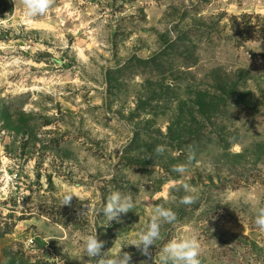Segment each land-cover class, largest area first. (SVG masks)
<instances>
[{
	"label": "rangeland",
	"instance_id": "1",
	"mask_svg": "<svg viewBox=\"0 0 264 264\" xmlns=\"http://www.w3.org/2000/svg\"><path fill=\"white\" fill-rule=\"evenodd\" d=\"M69 190L86 200L61 206ZM113 190L135 202L121 223L95 211ZM146 200L178 216L148 264L184 235L201 264H264V0H55L36 17L0 0V264H81L94 232L141 264Z\"/></svg>",
	"mask_w": 264,
	"mask_h": 264
},
{
	"label": "clouds",
	"instance_id": "2",
	"mask_svg": "<svg viewBox=\"0 0 264 264\" xmlns=\"http://www.w3.org/2000/svg\"><path fill=\"white\" fill-rule=\"evenodd\" d=\"M54 2L55 0H22L24 15L26 17L42 16L47 13ZM165 150L164 145H157L154 153L156 155H163ZM194 159L195 152L190 151L188 161L191 162ZM172 171L183 176L188 171V168L186 164H176L172 166ZM8 182L11 183L10 178ZM182 188L186 194L180 198L179 202L185 206L196 203L198 196L195 195V189L191 188L188 184H183ZM74 196L80 201L86 200L85 197L69 190L65 192L61 206L71 207V201ZM145 203L146 207L150 210V222L147 224L146 230L138 232L137 238L129 244L135 246L140 254L147 258V260L141 261V264H148V261L153 259L151 247L156 245L157 241L163 239L161 234L162 226L178 222L177 213L171 208H166L162 204H156L153 200H146ZM86 207L89 211V204ZM134 207L135 202L130 193L113 190L109 193L101 207L95 211L97 215L102 213L108 222L116 221L117 223H121V216L126 215ZM85 213H79V216ZM254 224L261 233H264V207L258 208ZM104 243V241L98 238L97 232L83 237L84 255L80 259L81 264H91L93 259H95L96 264H131L132 254L123 252V247L114 256L109 255L108 252L102 254ZM201 251V243L195 235L175 237L163 245L160 250L159 261L154 260V264H201L199 259ZM84 257H87V259L85 260Z\"/></svg>",
	"mask_w": 264,
	"mask_h": 264
},
{
	"label": "trees",
	"instance_id": "3",
	"mask_svg": "<svg viewBox=\"0 0 264 264\" xmlns=\"http://www.w3.org/2000/svg\"><path fill=\"white\" fill-rule=\"evenodd\" d=\"M8 231H5V233H7Z\"/></svg>",
	"mask_w": 264,
	"mask_h": 264
}]
</instances>
